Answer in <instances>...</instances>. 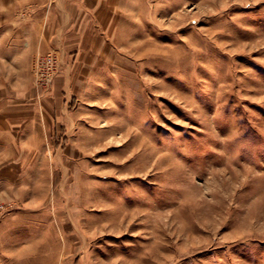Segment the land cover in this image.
<instances>
[{
	"label": "rangeland",
	"instance_id": "rangeland-1",
	"mask_svg": "<svg viewBox=\"0 0 264 264\" xmlns=\"http://www.w3.org/2000/svg\"><path fill=\"white\" fill-rule=\"evenodd\" d=\"M77 1L0 0V264H264V0Z\"/></svg>",
	"mask_w": 264,
	"mask_h": 264
},
{
	"label": "crops",
	"instance_id": "crops-1",
	"mask_svg": "<svg viewBox=\"0 0 264 264\" xmlns=\"http://www.w3.org/2000/svg\"><path fill=\"white\" fill-rule=\"evenodd\" d=\"M82 1V0H81ZM52 2H54V0H24V2H23V4H33V5H40V6H36L35 7V9H36V11H35V9H34V11L35 12H32V14L31 13H28L29 15L28 16H30V17H28V19H37L38 21H41V20H44L45 21V23H44V25H46V27H47V25H49V23H50V27H51V29H52V25H53V23H55L56 24V22L57 21H59L58 20V18L60 17H58V13H62V14H65V15H62L61 16V18L64 20V19H66L67 21H68V19H70V21H69V23L68 24H66L64 27H63V30L60 32V33H58L57 32V36L59 35V36H61V35H63L65 32H67V30H69V29H71L72 28V22H73V19L75 18V17H73V13H74V11H73V9H74V6H75V9H78V7L76 6V5H78L79 4V2L77 1V0H64L63 1V3H64V5L66 6V4L67 3H70L73 7L71 8V13L69 14V16H68V13H67V11L66 10H64V8L66 9L67 7H65L64 6V8H58V9H54L52 6L49 8L48 6V8H47V10H46V12H45V14H44V12L42 13V14H40V11L43 9V8H45L44 6L45 5H49V4H51ZM105 2H109V3H111V2H113V0H83V3L85 4V5H88V4H94V5H96L95 6V8L96 9H99V8H101L102 10L104 9V7H103V5H104V3ZM32 8V7H31ZM86 9V8H85ZM95 9V10H96ZM31 10H33V9H31ZM80 10V9H79ZM12 11V10H11ZM39 11V12H38ZM37 12H38V14H37ZM48 12V13H47ZM83 11L81 10V12L80 13H82ZM12 13H13V11H12ZM46 13H47V16H46ZM17 13H14V16L16 15ZM33 17V18H32ZM17 18V17H16ZM15 17H13L12 18V21L14 20V19H16ZM47 20H49L48 22H47ZM18 24V23H17ZM10 26H11V29H10V33H9V36H11L12 34H13V32H15L14 31V29H16V23H14L13 22V24L11 23L10 24ZM19 26V27H18ZM27 26V24H23V23H19L18 25H17V28L19 29H23L24 30V32L26 33V35L27 34H29L30 36H24V37H22V39H23V48L24 49H22V50H29V51H33V50H35V49H38V47H40V45L43 43V42H47L48 41V39H49V37H50V34H48V33H46V36H43V34L45 35V33H43V34H41V33H39V30H40V27H41V22H39V25L37 24V23H35V22H33L32 23V25H30L31 27H30V29H28L29 27H26ZM29 26V25H28ZM40 26V27H39ZM55 27H57V25H55ZM48 28H49V26H48ZM46 32V31H45ZM61 34V35H60ZM13 36V35H12ZM10 38V37H9ZM17 43V46H19V47H21L22 46V40L21 41H17L16 42ZM19 49V48H18Z\"/></svg>",
	"mask_w": 264,
	"mask_h": 264
}]
</instances>
